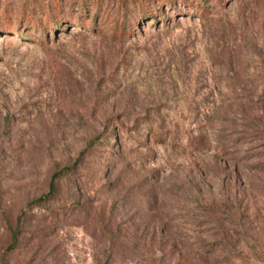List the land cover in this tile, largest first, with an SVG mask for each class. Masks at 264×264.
<instances>
[{
    "label": "rangeland",
    "instance_id": "374dc122",
    "mask_svg": "<svg viewBox=\"0 0 264 264\" xmlns=\"http://www.w3.org/2000/svg\"><path fill=\"white\" fill-rule=\"evenodd\" d=\"M24 1L0 0V264H264V0H30L47 29Z\"/></svg>",
    "mask_w": 264,
    "mask_h": 264
},
{
    "label": "trees",
    "instance_id": "16d2710c",
    "mask_svg": "<svg viewBox=\"0 0 264 264\" xmlns=\"http://www.w3.org/2000/svg\"><path fill=\"white\" fill-rule=\"evenodd\" d=\"M136 1L139 4L138 14H141L144 17L151 16L154 19L156 18V16H160L161 15L160 6H161L162 3H165V0H136ZM153 1H155V4H153L154 3ZM185 1L192 2L193 0H185ZM204 1H206V0H195V2H194L195 5L194 6L195 7H201V9H202L204 4H205ZM87 4L88 3L85 0L84 5L86 6ZM36 5L37 4L34 1L25 0L24 1V9L22 10L21 14L22 15L24 14L23 16H25V17L26 16L29 17L28 21L30 23L33 22V24L42 26V28H44V29L49 28L48 24L49 23L50 24L54 23L55 19H57L56 16H57L58 13L55 15L54 14L55 9L53 8L54 9L53 12H50V13L48 12L47 13V23H46L47 25H41L42 24L41 22H37V21H35L33 19L34 18L33 17V12H35L34 10L36 9ZM151 5H153L155 7V9H153ZM29 10L31 11L30 13L28 12ZM44 11H46V10H44ZM97 14L98 13H95L94 16H93V20H92L93 21V26H96V24H97V22H96ZM124 20H126V19L123 18L121 23H119L118 20L116 21L115 30L118 31L119 34L126 33V26L124 24ZM94 142H96V141L93 140V143ZM63 173L64 172H61L58 175L55 174V176L56 177H61L63 175ZM43 202H44V197L43 198H38L37 200H35V201H33L31 203V206H35L36 207V206H39V205L43 204ZM21 221H22V218L19 217L18 218V223L20 224ZM17 232H18V228H15L12 231L13 239L17 236ZM2 260H3V263H4V255H3V259Z\"/></svg>",
    "mask_w": 264,
    "mask_h": 264
}]
</instances>
